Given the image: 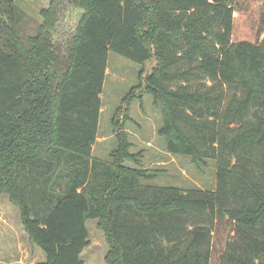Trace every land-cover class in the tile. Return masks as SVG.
Masks as SVG:
<instances>
[{"label":"trees","instance_id":"trees-1","mask_svg":"<svg viewBox=\"0 0 264 264\" xmlns=\"http://www.w3.org/2000/svg\"><path fill=\"white\" fill-rule=\"evenodd\" d=\"M39 15L23 36L22 10L0 0V196L37 264H83L88 220L106 264H264V0H50ZM109 51L155 61L140 79L158 135L214 162V190L142 186L122 130L111 163L91 157Z\"/></svg>","mask_w":264,"mask_h":264},{"label":"rangeland","instance_id":"rangeland-1","mask_svg":"<svg viewBox=\"0 0 264 264\" xmlns=\"http://www.w3.org/2000/svg\"><path fill=\"white\" fill-rule=\"evenodd\" d=\"M13 1L23 12L20 26L22 35H34L42 22L39 11L50 0ZM154 65L153 59L141 66L112 51L108 52L107 73L100 95L102 105L98 134L91 157L111 163L110 155L118 148L114 129L122 130L131 144L129 152L135 155V161H124V166L146 170L145 177H150L139 180L142 186L175 187L182 193L191 190L212 191L216 187L214 162L207 160L205 164L194 165L188 157L170 154L166 151L164 139L158 135L162 126V112L154 104L153 97L144 92L143 77L140 79L141 72L145 77ZM124 98H128L127 101L124 102ZM125 117L128 120L123 123ZM116 118L122 129L112 126ZM59 176L62 177L63 172ZM92 179L89 172L86 181L92 182ZM56 182L64 187V180ZM53 188L59 190L58 186ZM97 223V220L86 221L89 245L81 254L83 264H106L108 245ZM44 261L41 251L28 241L19 208L6 196H0V264H37Z\"/></svg>","mask_w":264,"mask_h":264},{"label":"crops","instance_id":"crops-1","mask_svg":"<svg viewBox=\"0 0 264 264\" xmlns=\"http://www.w3.org/2000/svg\"><path fill=\"white\" fill-rule=\"evenodd\" d=\"M47 6H48V5H47ZM47 6H46V7H47ZM106 73H107V71H106Z\"/></svg>","mask_w":264,"mask_h":264}]
</instances>
